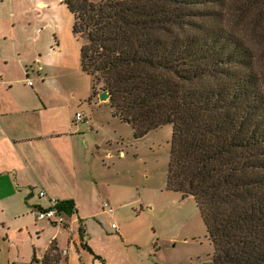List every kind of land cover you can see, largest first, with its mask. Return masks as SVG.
<instances>
[{"label": "trees", "instance_id": "16d2710c", "mask_svg": "<svg viewBox=\"0 0 264 264\" xmlns=\"http://www.w3.org/2000/svg\"><path fill=\"white\" fill-rule=\"evenodd\" d=\"M61 1L91 101L136 140L173 127L167 188L195 198L211 264H264V0Z\"/></svg>", "mask_w": 264, "mask_h": 264}, {"label": "crops", "instance_id": "0c3cea01", "mask_svg": "<svg viewBox=\"0 0 264 264\" xmlns=\"http://www.w3.org/2000/svg\"><path fill=\"white\" fill-rule=\"evenodd\" d=\"M2 1L0 264H157L152 247L134 241L125 225L114 220L118 191L107 188L99 158L91 148L87 132L94 128L93 123L76 122L75 103L63 110L61 102L69 90L58 74L41 76L47 71L41 48L11 58L7 23L16 19L17 11ZM57 53L52 52L53 59ZM34 66H38L35 83L31 80L36 74ZM118 188L119 193L125 191ZM41 191L61 204L71 203V210L65 212L67 226L36 221L31 215L34 208L50 207L49 199L40 197ZM105 203L112 213L105 211ZM134 203L138 205L140 200ZM115 223L118 229L113 228Z\"/></svg>", "mask_w": 264, "mask_h": 264}, {"label": "rangeland", "instance_id": "374dc122", "mask_svg": "<svg viewBox=\"0 0 264 264\" xmlns=\"http://www.w3.org/2000/svg\"><path fill=\"white\" fill-rule=\"evenodd\" d=\"M101 1L91 0L95 4ZM2 3L17 11L16 19L7 23V34L12 36L6 42L11 58L41 48V61L47 70L41 76L53 78L58 74L69 90L61 102L63 110L75 103L76 110L86 113L93 123L94 128L87 132L91 148L99 158L107 188L118 191L117 224L125 225L134 241L150 245L157 264H211L214 247L195 198L184 199L181 193L167 188L173 127L164 126L136 140L132 127L114 117L108 102L91 101L93 78L82 70V41L75 37L74 17L61 0ZM52 52H59L55 59ZM37 69L34 66V83ZM47 82L55 85L54 80ZM118 187L125 191L119 193ZM137 199L140 203L135 205Z\"/></svg>", "mask_w": 264, "mask_h": 264}, {"label": "built area", "instance_id": "2783aa9c", "mask_svg": "<svg viewBox=\"0 0 264 264\" xmlns=\"http://www.w3.org/2000/svg\"><path fill=\"white\" fill-rule=\"evenodd\" d=\"M30 85L32 83L30 82ZM76 122H83V123H89L90 118L89 116L84 112H79L75 116ZM41 198H48L50 202L49 208H34L31 210V215L36 219V221H50L54 225L57 226H67L68 225V219L66 215V211L61 209V202L55 198H49L47 193L45 191L40 192ZM104 209L108 213H112V208L105 203ZM114 229H118V225L115 223L113 224Z\"/></svg>", "mask_w": 264, "mask_h": 264}, {"label": "water", "instance_id": "95a60500", "mask_svg": "<svg viewBox=\"0 0 264 264\" xmlns=\"http://www.w3.org/2000/svg\"><path fill=\"white\" fill-rule=\"evenodd\" d=\"M99 99L103 102H108L110 100V95L108 92H102L100 95H99Z\"/></svg>", "mask_w": 264, "mask_h": 264}]
</instances>
